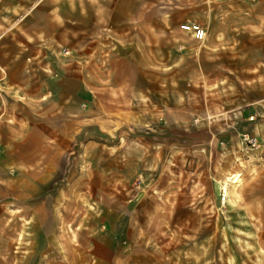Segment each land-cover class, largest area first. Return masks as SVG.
<instances>
[{
	"label": "rangeland",
	"instance_id": "rangeland-1",
	"mask_svg": "<svg viewBox=\"0 0 264 264\" xmlns=\"http://www.w3.org/2000/svg\"><path fill=\"white\" fill-rule=\"evenodd\" d=\"M128 4L0 0L29 76L0 126V264H264V137L186 131L247 103L264 121V70L235 62L264 0Z\"/></svg>",
	"mask_w": 264,
	"mask_h": 264
},
{
	"label": "crops",
	"instance_id": "crops-1",
	"mask_svg": "<svg viewBox=\"0 0 264 264\" xmlns=\"http://www.w3.org/2000/svg\"><path fill=\"white\" fill-rule=\"evenodd\" d=\"M143 2V3H141ZM153 5L154 0H129V6H147ZM135 11H130V17H135ZM138 12V10H137ZM134 13V14H133ZM142 11H140L141 18ZM151 19L143 20V23H150ZM199 23V22H198ZM201 24L205 29V25ZM207 30V29H206ZM187 38H193L192 33L181 30ZM183 36V35H181ZM20 49L10 48L4 43H0V126L9 118V103L10 95L13 88H19L22 94L25 95L27 77L25 74V55L21 56ZM233 53V52H232ZM236 66L241 68H255L264 70V37L257 40L243 43L236 52ZM224 112L216 111L208 120H204L196 126L187 128L195 130L194 138L191 142H206L209 144L210 150H216L219 143L223 141L230 142L240 137L242 132H248L259 138L264 137V121H253L261 116L253 104H243L242 106L234 107ZM231 142V143H232Z\"/></svg>",
	"mask_w": 264,
	"mask_h": 264
},
{
	"label": "built area",
	"instance_id": "built-area-1",
	"mask_svg": "<svg viewBox=\"0 0 264 264\" xmlns=\"http://www.w3.org/2000/svg\"><path fill=\"white\" fill-rule=\"evenodd\" d=\"M180 29L186 32H190L193 38L196 40H203L205 38L206 29L198 22H190L188 24H181ZM240 142L247 148H254L258 144V138L248 132H242L240 134ZM226 198L225 191L222 188L221 200Z\"/></svg>",
	"mask_w": 264,
	"mask_h": 264
},
{
	"label": "bare ground",
	"instance_id": "bare-ground-1",
	"mask_svg": "<svg viewBox=\"0 0 264 264\" xmlns=\"http://www.w3.org/2000/svg\"><path fill=\"white\" fill-rule=\"evenodd\" d=\"M231 175V174H230ZM232 177H228L229 179L228 180H231L232 182H236L237 180H235L236 178H238V174H235V175H231ZM234 184H237V182L236 183H234ZM232 186H234V185H232ZM235 187V186H234ZM222 188L224 189V191L226 192L228 189H227V185L225 184V185H223L222 186Z\"/></svg>",
	"mask_w": 264,
	"mask_h": 264
}]
</instances>
